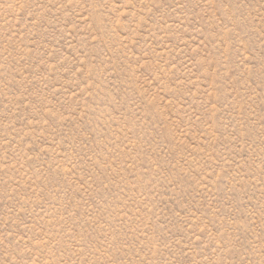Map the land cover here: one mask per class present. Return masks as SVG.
Listing matches in <instances>:
<instances>
[{"label":"rangeland","instance_id":"rangeland-1","mask_svg":"<svg viewBox=\"0 0 264 264\" xmlns=\"http://www.w3.org/2000/svg\"><path fill=\"white\" fill-rule=\"evenodd\" d=\"M0 264H264V0H0Z\"/></svg>","mask_w":264,"mask_h":264}]
</instances>
